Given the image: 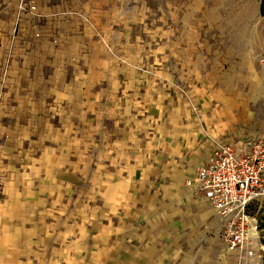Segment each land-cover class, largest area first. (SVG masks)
Wrapping results in <instances>:
<instances>
[{
	"label": "rangeland",
	"instance_id": "obj_1",
	"mask_svg": "<svg viewBox=\"0 0 264 264\" xmlns=\"http://www.w3.org/2000/svg\"><path fill=\"white\" fill-rule=\"evenodd\" d=\"M174 103L206 140L264 136L261 0H0V198L20 200L27 264L124 262L105 254L126 213L102 197L123 178L142 221L128 264H264V200L230 252L205 195L156 181L148 110Z\"/></svg>",
	"mask_w": 264,
	"mask_h": 264
},
{
	"label": "crops",
	"instance_id": "obj_2",
	"mask_svg": "<svg viewBox=\"0 0 264 264\" xmlns=\"http://www.w3.org/2000/svg\"><path fill=\"white\" fill-rule=\"evenodd\" d=\"M185 106L174 103V110L170 111L169 115L162 105H155L148 110L150 117H159L163 120L161 123L167 135L163 145L159 146L157 152L152 154L157 153L155 161L159 166H154V171L149 165L147 171H154L156 181L169 189H176L185 185L189 179L196 178L198 169L209 162L214 142L219 143L217 134L208 135L206 140L205 130L198 126V118L188 114ZM179 111H181V115ZM241 137L245 136L238 138ZM134 190L135 182L130 178L111 181L103 190L104 202L110 207H115L116 210H121L119 214L126 213L125 219H120L122 228L115 231L113 239L109 237L113 245L107 249L108 252L105 254V256L113 257L123 256L124 262L117 263L113 259L115 264H128L131 257L141 253L140 250H134L127 246L128 238L137 235L142 223L139 219L130 220V215L135 212L134 204L136 202L132 196ZM19 207L18 196L17 199L0 198V264H27L22 224L16 211V208ZM116 225H118L117 222ZM118 232L125 233V235L118 237ZM102 250L95 251L96 255H102ZM106 261L107 259L103 262ZM104 264H109V261Z\"/></svg>",
	"mask_w": 264,
	"mask_h": 264
},
{
	"label": "built area",
	"instance_id": "obj_3",
	"mask_svg": "<svg viewBox=\"0 0 264 264\" xmlns=\"http://www.w3.org/2000/svg\"><path fill=\"white\" fill-rule=\"evenodd\" d=\"M186 185L211 203L220 218L227 250H244L253 243L252 231L257 228L251 225L250 207L264 200V136L216 143L209 162Z\"/></svg>",
	"mask_w": 264,
	"mask_h": 264
},
{
	"label": "trees",
	"instance_id": "obj_4",
	"mask_svg": "<svg viewBox=\"0 0 264 264\" xmlns=\"http://www.w3.org/2000/svg\"><path fill=\"white\" fill-rule=\"evenodd\" d=\"M261 13L264 14V0H261Z\"/></svg>",
	"mask_w": 264,
	"mask_h": 264
},
{
	"label": "bare ground",
	"instance_id": "obj_5",
	"mask_svg": "<svg viewBox=\"0 0 264 264\" xmlns=\"http://www.w3.org/2000/svg\"><path fill=\"white\" fill-rule=\"evenodd\" d=\"M253 232V235L256 237V235H258L257 233H256V231H252Z\"/></svg>",
	"mask_w": 264,
	"mask_h": 264
}]
</instances>
